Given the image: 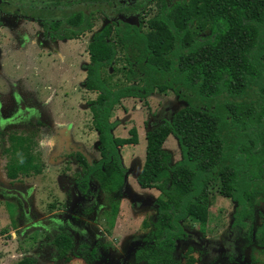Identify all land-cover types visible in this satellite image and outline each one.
<instances>
[{"label":"trees","instance_id":"trees-1","mask_svg":"<svg viewBox=\"0 0 264 264\" xmlns=\"http://www.w3.org/2000/svg\"><path fill=\"white\" fill-rule=\"evenodd\" d=\"M112 1L79 0L78 5H57L59 11H37L44 29L56 39H76L91 31L95 17L107 16L108 10L142 8L149 15L138 26L116 21L93 34L83 85L97 95L91 101L93 127L103 155L114 157V164L118 146L138 144L134 128L129 138L113 137L116 123L109 117L116 104L125 98L147 99L156 91H171L185 103L170 120L146 133L137 179L139 187L161 193L153 224L161 250L140 259L178 264L170 253L173 239L180 238V223L186 220L205 228L210 187L237 203L235 226H245L243 220L251 218L253 205L264 194V0H139L132 8ZM169 136L175 137L181 156L174 165L163 149ZM12 153L7 176L28 175L29 150L13 147ZM101 173L97 179L104 183ZM111 203L109 229L119 207ZM256 240L264 245V222ZM54 244L69 261L65 256L73 248L71 240L64 236ZM185 257L184 264H194L191 256ZM15 264L35 261L24 257Z\"/></svg>","mask_w":264,"mask_h":264},{"label":"rangeland","instance_id":"rangeland-1","mask_svg":"<svg viewBox=\"0 0 264 264\" xmlns=\"http://www.w3.org/2000/svg\"><path fill=\"white\" fill-rule=\"evenodd\" d=\"M148 17L149 15L145 18ZM0 19L3 24L0 27V232L7 230L0 235V264H15L24 257L34 259L35 264H85L82 260L74 259L70 254L72 252L67 253L69 261L61 258L51 241L54 234L49 233L51 231L47 230L45 225L61 224L62 220L48 219L52 209L59 204L58 200L62 201L58 212L65 210L68 211L67 214L74 213L80 216L79 213L88 210V207L95 204L96 207L99 206L102 199L98 196L91 203L85 204L82 201L76 204L77 200L73 201L67 190L63 189V185L68 184L66 180H69L64 178L65 174L62 176L65 173L63 172L65 162H54L53 159L59 156L65 145L82 146L85 152L96 160L99 159V153L94 145L97 138L91 128L89 111V102L95 100L97 95L86 91L83 82L86 77L84 68L89 63L87 46L92 35L101 30L108 21L102 15L96 16L91 31L76 40L58 42L60 47L59 45L57 49L53 47V51L50 48L48 51L50 57H47L46 49H42L47 43L42 41L44 40L42 28L38 24L16 20L6 14H1ZM51 44L53 46V43ZM107 70L109 73L112 72L111 67ZM118 76L120 74H117L115 79ZM23 103L28 114L19 112V104ZM183 106L184 104L179 103L171 91L163 93L156 91L147 99L125 98L116 104L109 119L111 122L119 120L121 125L113 131L114 136L129 138L131 129L137 131L138 144L125 149L126 157L128 156L130 160L138 158L142 168L146 132L158 126L164 118H170ZM33 109L42 110L44 114L48 113L52 117L45 128L27 126L23 123V118L31 119L35 116L29 111ZM16 116L21 117L17 119L19 121L14 119ZM13 147L18 150L20 148L29 150L32 169L28 175H18L19 179L10 182L6 176V164L10 149L13 150ZM163 149L170 154L171 165L180 160L175 137L169 136ZM43 159H48L49 162L43 163L41 161ZM73 170L75 172L77 166H72V171L67 175H72ZM135 178L133 175L126 192L120 194L121 203L114 225L110 228L117 239L116 248L106 252V257L115 262H119V253L127 246V241H137L144 235L142 233L144 226L141 223L153 224L156 218L152 203L160 192L155 189H139L135 184ZM64 180L66 184H63ZM61 189L64 192H59ZM10 190L25 195L28 202L26 214L18 199L5 194ZM211 200L208 213L209 238L218 237V229L223 228V232H227L235 206L229 199L220 197L217 193L213 194ZM100 204L103 206L102 202ZM138 205H141L140 209L135 207ZM256 212H258L256 225H260L259 217L264 215V202L256 208ZM99 216L100 213L97 212L91 216L98 222V226L92 230L94 234L104 229V222ZM76 223L88 225L81 219L76 220ZM184 229L199 235L197 227L190 228L188 224H184ZM253 231L254 228L252 231L243 230L245 238H235V234L231 238H227V235L222 236L224 249L229 250L223 257L217 256L213 264H250L249 253L257 252ZM187 244L179 242L175 248V260L179 264L184 262L183 254ZM191 248L193 256L197 259L196 264H212L206 260L205 255L200 254L198 245L193 244Z\"/></svg>","mask_w":264,"mask_h":264},{"label":"flooded vegetation","instance_id":"flooded-vegetation-1","mask_svg":"<svg viewBox=\"0 0 264 264\" xmlns=\"http://www.w3.org/2000/svg\"><path fill=\"white\" fill-rule=\"evenodd\" d=\"M78 1L79 0H39V1H34V0H22V1H19V0H0V15L6 14L12 18H15L16 20H25V21H29L31 23L38 24L40 26V28H42V34H43V38L45 40V41L44 40H42V41L47 43L43 46L42 49H46L45 53L47 54V57H50L48 55L49 49L51 48V51H53V47H56V49H57L58 45H59L58 42L62 43V42H68V41L76 40V39L82 37L87 32L80 35V37H78L76 39H67L66 37L60 38V39L52 38L50 32H47L44 29V26L41 23V19L38 16V14H40V13L37 10L41 7L40 8L41 10H58L59 11V9H58L59 7H57V5H62V6H64V5L71 6L72 4L78 5L79 4ZM138 1L139 0H134V1L133 0H114V1H112V3L113 4H124V5L126 4L132 8V5H134L135 2L137 3ZM166 1H171V0H166ZM175 1L176 0L171 1V2H175ZM50 6H52V8ZM31 16H33V17H31ZM102 16H103V18H105L108 21L109 24H112L113 22H116V21L126 22L125 19L131 18L132 22L137 23V24H129L128 22H126L130 26H138L142 22V20L144 19V21H145V19H146L145 17H147V15L144 13L142 8H135V9L132 8L131 11L120 12V13H113V12H110L108 10L107 16H105V15H102ZM0 21H1V19H0ZM64 34H65V30L62 31L61 36H63ZM55 42H57V43H55ZM51 43H53V46ZM59 47H60V45H59ZM177 101L179 103H183L185 105V103L182 100H180L178 97H177ZM41 107H39V108H41ZM19 108L21 109V110L19 109V112H22V111L25 113L27 112V109L25 108L24 103L19 104ZM29 111L31 114L34 113L35 116L31 117V119L23 118V120H24L23 123H26L25 125H27V126L35 125V126H40V127L45 128L48 125L50 119L52 118L49 116L48 113L44 114L42 112V110H38V109L34 110L33 109V110H29ZM89 111L91 113V128H92V131H94V133L96 134V138H97V140H95L94 145H95L96 150L99 153V159L96 160V158H93L91 156V154L85 152V150L83 149L82 146H76V147L71 146V147H69V146L65 145L64 147H62L59 156L56 159H53V161L54 162H60V161L65 162V165L63 168V172H65V173H63L62 176L65 174L66 177H64V176L63 177L66 179H69V180L65 179L68 184H66V181L64 180L63 184H66V185H63V189L67 190L69 197H71L73 201L77 200L76 204H79L82 201L85 204L91 203L95 198H97L98 196H101L102 199L100 202H102L103 206L99 202V206L96 207V204H95L91 207H88L87 208L88 210L83 211L86 213L82 212V213H79L80 216H77L74 213L67 214L68 211H65V210H60L61 212H58L60 209V204L62 202L61 200H58V201H60L59 204H57L52 209V211L50 212L51 216L48 217V219L54 218V219H56V221L62 220L61 224L60 225L54 224V223H52L50 225L46 224L45 228H47V230L51 231L49 233H52V235L54 234V237L51 240L54 246H55V244H54L55 240H57L59 238H63L64 236L69 238L71 240V242L73 243V248L69 251V252H72L70 254L73 255L74 259L82 260L85 264H115V263H117V264H135V263L140 264V263H146L143 259H140L142 256H145L146 252H148V251L154 252L155 250H157V251L161 250V248H158V244H155V241H154L156 238L155 233L156 232L159 233V231L158 230L156 231L153 228V224L157 221L158 210H159V205L156 202H157L161 193L157 196V198L152 203V205L156 211L155 221L153 224H148L146 227H144V229L142 230V233L144 235L140 236L141 239H139L137 241L136 240L127 241V246L124 247L123 251H121L119 253V255H120L118 258L119 262H115L114 260L107 258L106 252H111L112 250H114V248H116L115 242L117 240L113 236V232L111 229H109V225L107 224V219L110 215L109 213H111V204H112L111 202L118 203V206L120 205L121 201L119 200V196H121L120 194H124V192H126L127 187H128V182L130 180H132L131 177L133 175L136 177L135 178L136 183L134 181H131V182H133V184L135 183L136 185H138L137 179H138V177L142 171L144 163H143L142 168H141V164H140L138 158H135L134 160H132V159L130 160V158L128 156L126 157V150L125 149H127L130 146L129 144L118 146L116 148L117 155H118V162H117L118 164H114L115 163L114 157H110V159H108V156L103 155V147L101 146V142L99 140V133L93 127V117H92V112H91V101L89 102ZM26 114H28V113H26ZM172 116L170 118H164L162 120V122L158 126L154 127L153 129L159 127L161 124H163V122L165 120H170L172 118ZM20 118H21L20 116L14 117L15 120L20 119ZM17 121H19V120H17ZM109 121H110V119H109ZM111 123H116L114 129L111 131L113 137H115L113 134V131L118 126L121 125V122L119 120H115ZM153 129H151V130H153ZM151 130H149V131H151ZM116 138H118V137H116ZM29 159L31 162L30 156H29ZM9 160H11V162H12V149H10ZM41 161L43 163L49 162L48 159L47 160L43 159ZM74 165H75V167L77 166V170L75 172L73 170L72 175H67L68 172L72 171V166H74ZM172 165H174V164H172ZM99 172L100 173L102 172L101 174H103L104 183H101L97 179L99 176ZM6 176H7V174H6ZM22 176H24V175H22ZM69 176H72L71 177L72 179ZM7 178L10 180V182H12L16 179H19L18 177L12 179V177H8V176H7ZM131 182H130V185H131ZM139 189H143V188L139 187ZM148 189H155L158 192H160L157 188H148ZM211 189H213V190H211ZM214 189H215L214 187H210L208 189V193H207L209 196V199L207 200V202H208V213H209L210 200L213 199V194L217 193V192H214V191H216ZM64 190L61 189L59 192H64ZM209 190H211V191H209ZM5 194L11 195V196L15 197L16 199H18L20 204L23 205V207H24L25 214L28 212V209H27L28 202L25 199L24 194L22 195L15 190L6 191ZM220 197H222V196H220ZM223 198H227V197H223ZM227 199H229L232 203L235 204V206L233 208L234 211L230 216L231 222H230V225L227 227L228 228L227 232L224 233L223 228H222V230H219L217 228L218 229L217 234L219 236L209 238L208 233H207L208 232L209 216H208L206 226L203 230L198 225H196L194 222H192V220H186L185 223L181 222L180 225L182 226L183 233L179 239H173L172 247L170 246L171 247L170 253H171V256L174 257V260H175V254H176L175 248H177L178 243L179 242H182V243L185 242L188 244H187V248L183 254V260H184L183 264L186 261L185 256L187 254H188V256H191L195 260L194 264L197 263V259L193 256V249L191 248V245H193V244L198 245V249L200 250V254H202L203 256L205 255L206 260H208L209 262H212V264H213V262H215V258L217 256L223 257L224 253L229 250V249H224L225 246H223V240L221 238L222 236L225 237L227 235V238H231L235 234V238L236 237L245 238L246 236L243 235V233H242L243 230H245V231L251 230L252 231L254 228L252 236L254 239L253 241H254V244L256 247L255 249H257V252L252 253V251H251L249 253V256H248L249 262H250V264H264V245L258 244V242L256 240L257 231L259 228L262 227L263 222H264V215H261V217H259V220H261V223H260V225H256V219H258V212H256V208L261 204V202H264V194L261 196V198L258 199V204L253 205L251 218L249 219V217H247V219L243 220V222L245 223V226H241V225L235 226L234 225V223H235L234 213H235L236 208H237V203L230 198H227ZM140 206L141 205H138L135 207L137 209H140L141 208ZM95 212L100 213L99 217L104 222V225H103L104 229H100L99 231H97L94 234V232L92 230L95 229L94 227L98 226L97 225L98 222H97V220L94 221L93 219H95V217L92 218L91 216ZM63 213H66L67 215L65 216ZM78 219H81L82 221L88 223V225H86L84 223L82 224L83 226L80 224H77L76 220H78ZM184 224H188L190 228L197 227L199 235L194 231L193 232L186 231L184 229ZM141 225L144 226V224H142V223H141ZM99 228H101V226H99ZM151 231L154 233L152 237H150ZM210 231H211V228H210ZM85 249H87V251H85ZM65 257H67V254ZM175 261L177 262V260H175ZM146 264H148V263H146Z\"/></svg>","mask_w":264,"mask_h":264},{"label":"water","instance_id":"water-1","mask_svg":"<svg viewBox=\"0 0 264 264\" xmlns=\"http://www.w3.org/2000/svg\"><path fill=\"white\" fill-rule=\"evenodd\" d=\"M125 21L128 22L129 24H137V23H133L131 18L130 19L127 18V19H125Z\"/></svg>","mask_w":264,"mask_h":264}]
</instances>
